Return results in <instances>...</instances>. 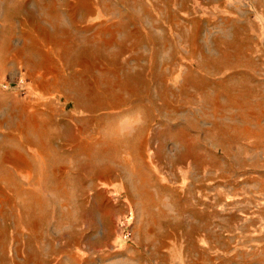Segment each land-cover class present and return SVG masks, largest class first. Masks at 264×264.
I'll return each instance as SVG.
<instances>
[{
    "label": "rangeland",
    "instance_id": "obj_1",
    "mask_svg": "<svg viewBox=\"0 0 264 264\" xmlns=\"http://www.w3.org/2000/svg\"><path fill=\"white\" fill-rule=\"evenodd\" d=\"M0 264H264V0H0Z\"/></svg>",
    "mask_w": 264,
    "mask_h": 264
}]
</instances>
